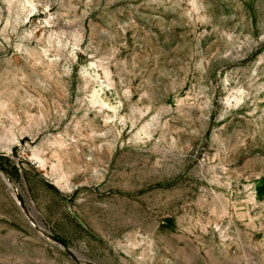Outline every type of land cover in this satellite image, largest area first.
Returning a JSON list of instances; mask_svg holds the SVG:
<instances>
[{"label":"rangeland","instance_id":"obj_1","mask_svg":"<svg viewBox=\"0 0 264 264\" xmlns=\"http://www.w3.org/2000/svg\"><path fill=\"white\" fill-rule=\"evenodd\" d=\"M0 172V264H264V0H0Z\"/></svg>","mask_w":264,"mask_h":264},{"label":"water","instance_id":"obj_2","mask_svg":"<svg viewBox=\"0 0 264 264\" xmlns=\"http://www.w3.org/2000/svg\"><path fill=\"white\" fill-rule=\"evenodd\" d=\"M0 178L1 180L7 184L8 180L5 178V176L0 172Z\"/></svg>","mask_w":264,"mask_h":264},{"label":"bare ground","instance_id":"obj_3","mask_svg":"<svg viewBox=\"0 0 264 264\" xmlns=\"http://www.w3.org/2000/svg\"><path fill=\"white\" fill-rule=\"evenodd\" d=\"M32 5V4H31ZM239 98L238 97H235V100H238ZM40 157V156H39ZM39 157H35L36 159H38V160H40V158ZM43 163V162H42ZM7 185H8V187L10 188V185L8 184V182H7ZM38 226V225H37ZM38 227H40V226H38ZM78 258H80L79 257V255H78ZM82 258V257H81ZM82 260V259H81Z\"/></svg>","mask_w":264,"mask_h":264}]
</instances>
